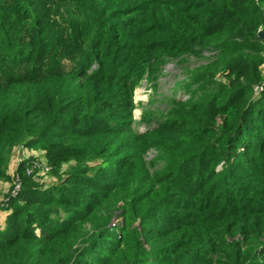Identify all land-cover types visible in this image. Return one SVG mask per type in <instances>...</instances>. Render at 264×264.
I'll use <instances>...</instances> for the list:
<instances>
[{"label": "trees", "instance_id": "trees-1", "mask_svg": "<svg viewBox=\"0 0 264 264\" xmlns=\"http://www.w3.org/2000/svg\"><path fill=\"white\" fill-rule=\"evenodd\" d=\"M261 26L264 0H0V179L33 146L59 181L21 165L0 264H264ZM207 55L224 81L136 130L142 80Z\"/></svg>", "mask_w": 264, "mask_h": 264}, {"label": "rangeland", "instance_id": "rangeland-1", "mask_svg": "<svg viewBox=\"0 0 264 264\" xmlns=\"http://www.w3.org/2000/svg\"><path fill=\"white\" fill-rule=\"evenodd\" d=\"M259 31L263 33V38L261 39L258 36V45H261L264 50V26H261ZM242 53L243 55L255 57L262 61V84L253 88L254 96L258 97L264 92V51L257 54L251 51H243ZM208 55L206 58H210L209 61H196L193 59L190 67L187 69L168 65L160 74L155 75L152 79L145 77L142 80L137 86L134 95L136 108L133 111V125L136 130L139 132L146 130L144 123L150 117L146 119V110L155 109L160 112H167L170 109V103L166 101L167 99L176 98L181 102L187 103L194 100L197 95L201 96V93L204 91L202 86L212 81H224V78L219 77L220 75H215L214 78L202 77L200 75V71L207 68L205 65L213 61L217 56ZM224 67H226L225 64L220 66L219 71ZM221 122L220 119L217 120L218 126L221 125ZM156 153L154 150L151 151L148 159L153 158L154 160ZM23 163H29L24 176L27 178L31 177L32 183L35 186L46 189L59 182L57 178L53 175L51 176L52 169L47 162L45 151L41 147L21 146L16 148L7 159L4 169L5 177L0 179V215H5L6 218L11 213V210H9L10 201L19 197L24 187L23 175L20 173V167ZM67 168L68 165L65 166V169ZM122 223V219H118L113 225H122ZM39 232V230L36 231L37 234Z\"/></svg>", "mask_w": 264, "mask_h": 264}, {"label": "crops", "instance_id": "crops-1", "mask_svg": "<svg viewBox=\"0 0 264 264\" xmlns=\"http://www.w3.org/2000/svg\"><path fill=\"white\" fill-rule=\"evenodd\" d=\"M5 220H6L5 215H0V227L5 226Z\"/></svg>", "mask_w": 264, "mask_h": 264}, {"label": "water", "instance_id": "water-1", "mask_svg": "<svg viewBox=\"0 0 264 264\" xmlns=\"http://www.w3.org/2000/svg\"><path fill=\"white\" fill-rule=\"evenodd\" d=\"M259 33H258V36H259V38H263V33L261 32V31H258Z\"/></svg>", "mask_w": 264, "mask_h": 264}, {"label": "built area", "instance_id": "built-area-1", "mask_svg": "<svg viewBox=\"0 0 264 264\" xmlns=\"http://www.w3.org/2000/svg\"><path fill=\"white\" fill-rule=\"evenodd\" d=\"M261 84H262V83H261ZM261 84H260V85H261ZM260 85H259V86H260ZM18 185H20V183H18Z\"/></svg>", "mask_w": 264, "mask_h": 264}, {"label": "bare ground", "instance_id": "bare-ground-1", "mask_svg": "<svg viewBox=\"0 0 264 264\" xmlns=\"http://www.w3.org/2000/svg\"><path fill=\"white\" fill-rule=\"evenodd\" d=\"M138 113V112H137Z\"/></svg>", "mask_w": 264, "mask_h": 264}]
</instances>
